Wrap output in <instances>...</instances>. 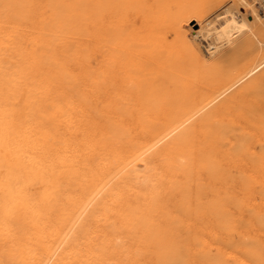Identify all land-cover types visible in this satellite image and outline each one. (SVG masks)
<instances>
[{
  "label": "bare ground",
  "instance_id": "obj_1",
  "mask_svg": "<svg viewBox=\"0 0 264 264\" xmlns=\"http://www.w3.org/2000/svg\"><path fill=\"white\" fill-rule=\"evenodd\" d=\"M144 1L0 0V264H156L145 252L166 248V219L217 214L214 196L200 193L228 183L220 164L232 127L248 132L243 152L264 143V31L220 54L232 62L216 70L188 37L205 0ZM244 24L225 11L215 42H232ZM42 40L52 63L35 49ZM258 155L257 165L231 158L245 172L264 168Z\"/></svg>",
  "mask_w": 264,
  "mask_h": 264
},
{
  "label": "rangeland",
  "instance_id": "obj_2",
  "mask_svg": "<svg viewBox=\"0 0 264 264\" xmlns=\"http://www.w3.org/2000/svg\"><path fill=\"white\" fill-rule=\"evenodd\" d=\"M146 1L147 0H145L144 3ZM255 7H257V8H255ZM48 10H49V8L47 9V11ZM227 10L232 12L233 16H235V19L238 22L245 23L244 24L245 27L243 26L242 29L238 32L239 34L238 33L236 34L235 38L238 40L234 39L232 42H229V43L225 42V41L224 42L222 41L223 43H217V42H215L216 40L213 38L214 34H213L212 26L216 25V22L218 23L219 21L220 22L222 21V15H224L225 11H227ZM200 11H201L200 13L202 14V16L200 14V17H201V18H199L200 20L198 19L197 21L193 20L190 22L191 28L189 30L188 37L192 38V41H193L192 43H193L194 47L196 48V50H197V48L200 49V51H198L199 49L197 51L200 52V56H201L203 62H205V63L207 62L208 64H210V66L214 65L213 67H215L216 70H218V69L222 70V67L224 69V67L225 68L228 67V64L230 65L229 62H232V61H228V59H227V61L224 60L223 63L222 62L220 63V61L218 63V57L220 54L227 52L229 49L232 48L233 44H236L237 41H239L240 39H244L245 36L247 38L253 37V39H255V41H256L262 33L259 30L262 29L264 31V26H263V23H264V0H205L204 4H202ZM142 14H143L142 15L143 17L141 16L139 22H140L141 26L144 27V28H142L143 33L145 35H147V37H148L149 33H150V25H149L150 19H149V17L151 15V9H149V8L146 9V12H144ZM255 24L257 25V27ZM259 24L263 28H261L259 26ZM201 26H203V27H201ZM257 28H259V29H257ZM196 31H198V32H196ZM196 33H198V35ZM207 34H209V35H207ZM251 35H252V37H251ZM40 42L35 46V49L37 51L43 50V52H42L43 56H45V53H46L48 63H52L53 61L51 60V57H50L52 49H51L50 45H48V43L45 40H42ZM215 44H217V47H215ZM65 46H66V48H71L72 44H71V42H68L67 44H64V47ZM233 46H235V45H233ZM40 49H42V50H40ZM212 49H214V50H212ZM224 49H226V50H224ZM220 50L222 52H219ZM202 52H203L204 56H203V54L201 55ZM208 55H209V57H208ZM209 59H211V60H209ZM232 59H234V58H232ZM218 64L219 65L222 64V65H220L221 67ZM236 65H239V63ZM263 68H264V66H263ZM244 82H246V81H244ZM173 103H174V105H173ZM177 103L181 104V105L179 106ZM177 103L175 104V101L170 102V104L172 106V107L170 106V109L172 110L173 113L179 112L180 110L184 109V107H186L188 105V101L184 100V98L182 101L177 102ZM230 112H226V114H225L223 111V113H224L223 116L227 115L224 118H229V117L230 118L231 117L232 118H238V117L239 118H249L247 116H245V117L243 115L241 116V114L236 113V112L232 116V115H230V114H232V111H230ZM227 122H228V124H230L231 120L228 119ZM230 138H232V139H230V142L224 141V139H223V143L225 145H227V147H228V150H229L228 158L231 160H229L228 158H225L223 161L224 163L220 164V167L223 170H225V172H226V176L228 179V180H226V182H228V183L226 184L225 182H221L220 180L214 181L215 183H213V185H215L216 188H215V186H213V188L211 189L212 191L210 192V191H208L209 187H206L200 193V195H201L200 200L203 199L202 201L206 200L205 196L209 197L210 194H212L214 196L212 203H213V206H215V210H217V214H211V217L214 221L211 219V217H210V219H208L206 221L205 217L201 216V213L199 215L187 214V216L185 213H183V215L179 214L178 215L179 217L177 215H173L172 217H169L170 220L166 219L167 221L165 223H163V225L160 227L162 230V233L165 232V234H166L165 235L166 240H167V241H165L166 248L164 249V247H162L160 245V242L157 241L156 244L151 246L149 248V250H147V252H145V257L148 256V258H147L148 263H150L154 260V255H155L156 257L159 256L161 258L159 261H157L156 264H176V263L177 264H179V263L185 264L186 262H187V264H192V263L193 264H202V263L203 264H245V263L246 264L247 263L248 264H264L263 263L264 262V260H263L264 259V255H263L264 254V252H263L264 251V249H263L264 248V246H263V244H264V230H263L264 229V209H263L264 208V186L262 185V184H264V181L262 180V175L264 174V168H261L259 166H257V168L255 167V165H257L260 162V160H259L260 158L258 157L260 154L258 155V152L262 153L264 151V143L257 139L256 141L252 142V144H250V143L247 144L246 146H248V148H246V150L243 152L242 149L244 147L245 141L248 139V132L244 128L238 127V125H234V128L232 127V130L230 133ZM251 145H253L254 147H251ZM240 152H241V154H240ZM231 157L233 159L234 158L240 159V158L244 157V159L247 158V159L251 160V163H253L255 165H252L253 167L249 168L250 170L244 172L243 170L238 168L237 165L233 164V162H232L233 159ZM226 165H227V167H226ZM223 166H225V167H223ZM234 167H235V169H234ZM237 169H239V170H237ZM258 170L260 172H258ZM255 172H258V173H255ZM249 173H253V174L258 176L256 178V183H255V181H250L248 179L247 176ZM239 174H241V175H239ZM234 180H235V183H234ZM223 184H225V186H223ZM251 185H252V187H251ZM217 187H218V189H217ZM224 189L226 190L227 193L225 192ZM216 190H219V192ZM250 191L252 192V194ZM242 192H243V195H241ZM228 193H230V194H228ZM247 194H249V196H247ZM232 195H234V196H232ZM237 196H239L240 198ZM256 196H258V198H260L261 200L258 199ZM247 197H249V198H247ZM259 202L263 205H261ZM255 203H256V205H255ZM224 204H225V206H224ZM181 205H182L181 201L175 202V206H177L176 208H179V209H180V207L182 208L183 206H181ZM226 205H228V206H226ZM261 206H263V207H261ZM203 207H204L205 213L208 214L209 213V206L204 205ZM241 210L242 211L244 210V212H242ZM258 210L260 213H258ZM238 212H240V213H238ZM244 213H246V214H244ZM231 215L232 216L235 215V216L232 217ZM196 216H197V218H196ZM175 217H177L178 219ZM193 217L196 218L195 221L192 220ZM234 217H236V218H234ZM216 219H218V220H216ZM250 219H252V220H250ZM171 221H173V222H171ZM174 222L177 224H175ZM254 222H255V224H254ZM169 223L175 224V225H171ZM225 224H227V225L225 226ZM232 225L235 227L237 226V227L236 228L232 227ZM163 226L166 228L164 229ZM257 226H259V227H257ZM216 227L218 229H216ZM169 229H170V231H168ZM211 229H213V230L211 231ZM227 229L228 230L230 229V230L227 231ZM222 230H224L225 232ZM185 231L187 234L185 233ZM194 231H197V233ZM167 232H169V234H167ZM193 233H194V235H193ZM158 234H160L159 231L155 233L156 236ZM178 234H180V235H178ZM188 234H190V235H188ZM176 235H178V236H176ZM185 235H188L189 238H188V236L186 237ZM159 236L160 235H158V237ZM191 236H194V238ZM208 236L211 238H209ZM183 237H184V239H183ZM202 237L204 239L206 238L205 239L206 243L204 242V239H202ZM198 238H199V240H197ZM182 239L185 240L183 245H182V243H183ZM187 239H190V240H187ZM173 240H174V243L176 244V247L175 246L171 247V245L173 244ZM226 240H228V241H226ZM176 242H178V244ZM201 242L202 243L204 242V243L202 244ZM197 243H200L202 246L200 244H199L200 246H198ZM196 245L198 246V248ZM225 245H227V246H225ZM180 246L182 247V249H179V248H181ZM183 246L185 249L183 248ZM191 247L192 248L196 247V249H194V248L192 249ZM223 247H228V248L223 249ZM187 248H188V250H186ZM156 249H158V250H156ZM215 249H216V251H215ZM151 250H153L154 252L153 251L151 252ZM175 251L176 252L181 251V253L178 254ZM171 252L173 255L171 254ZM184 252H188V254L186 253L187 257L184 255ZM196 252H198V253H196ZM212 252H217L220 254V255L218 254L219 260H215L212 258V255H211ZM227 253H228V256L226 255ZM221 254H223L224 256ZM195 255L197 258H195ZM126 256H127V253L124 252L123 257L126 258ZM163 257H165V259H163ZM244 257L247 259H245ZM200 258H201V260H200ZM179 259H181V260H179ZM249 259L251 260V262L248 261ZM241 260L243 261V263ZM184 261H185V263H184Z\"/></svg>",
  "mask_w": 264,
  "mask_h": 264
}]
</instances>
